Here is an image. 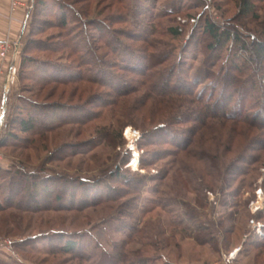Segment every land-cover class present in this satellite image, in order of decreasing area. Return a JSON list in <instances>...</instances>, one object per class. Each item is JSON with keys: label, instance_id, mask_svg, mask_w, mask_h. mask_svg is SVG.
I'll list each match as a JSON object with an SVG mask.
<instances>
[{"label": "rangeland", "instance_id": "obj_1", "mask_svg": "<svg viewBox=\"0 0 264 264\" xmlns=\"http://www.w3.org/2000/svg\"><path fill=\"white\" fill-rule=\"evenodd\" d=\"M47 1L50 12L41 8L38 0L28 1L22 8L25 9L23 35L10 40L18 41V49L1 58L5 66L0 72V169L13 174L18 170L22 176L17 175L20 182L12 191L6 187L8 180L0 178V264H99L100 259L108 262L113 255L120 261L125 260L124 263L136 264H264V149L259 154L255 151L256 145L252 148L250 144L252 150L243 151L248 141L258 139L254 128L244 129L239 125L237 133H230L232 122L218 120L199 125V129H195L196 123L171 124L175 116H182L183 107L168 99L161 106L156 105L157 94L139 85L115 107H107L100 118L85 121L83 109L94 113L99 109L91 102L90 93H98L110 101L113 97L108 90L79 81L65 85L38 84L39 77L29 70L37 67V62L30 68L21 66L22 59L29 57L56 66L64 73L66 69L74 72L89 69L87 74H93L102 69L94 62L99 57L115 66L113 70L105 66L104 70L111 73L110 77L119 78L120 86L126 90L136 87L126 68L118 74L117 68L126 67L122 60L114 62L99 41L97 30L78 23L73 11L85 12V20L86 17L99 20L109 34L105 39L118 41L114 47H120V56L125 61L131 57L126 51L147 49L121 35L130 31L135 34L128 24L121 22L120 16L126 15L127 9L131 16L139 15L134 3L141 1L148 8V17L161 27L160 33L152 37L154 44L147 54L160 58L164 53L173 52L183 63L182 71L187 77L183 81L196 82V92L206 93V96L211 95L233 64L244 65L242 61H246L248 75H256V79L246 82L251 90L246 105L254 109L264 91V71L251 63L255 64L251 61V45L260 37V40L264 38V1L256 4L257 19L241 18L240 0ZM58 1L67 7H63L70 30L66 33H70L73 43L88 39V45L94 48L92 55L80 48L87 59H91L89 66L78 68L67 52L56 49L62 41L56 20L62 12ZM10 5L9 18H13L18 10L12 13ZM206 18L223 28L237 29L247 50H240L242 43L231 40L222 48L208 52L201 31L196 33L200 29L197 26ZM35 19L40 25L45 23L41 27L34 25V39L40 41V48L25 55L23 48ZM171 27H179L178 38L168 34ZM179 72L175 71V76ZM150 74L153 77L150 86L156 88L161 75L158 71ZM175 76L174 81L180 79ZM150 93L153 98H145ZM233 95L236 97L237 93ZM25 108L41 117L48 109L55 110L58 118L55 115L45 119L39 130L23 134L15 125L21 118H27ZM259 110H253L255 115L261 112ZM165 125L171 131L167 137L170 141L152 145L155 141L151 135ZM245 153L254 161L261 159L236 181L222 188L213 186L217 181L221 183L220 178L225 175L230 177L238 167L233 162L235 157ZM141 160L149 161V166L141 169ZM218 163L220 178L212 174ZM118 169L122 176L113 178L112 173ZM28 173L44 179H59L58 184L47 180L44 184L67 187L68 193L76 195L75 200L70 201L67 196L58 202L54 201L55 196H42L41 181L26 180ZM122 179L139 189L130 190ZM32 183L37 186L31 188ZM208 185L214 188L210 190ZM83 186L93 187V193L86 194ZM111 190L113 193L108 194ZM94 199L97 200L82 205L81 201ZM200 229L209 242H198ZM59 235L63 242L51 245L50 239L57 240ZM68 240L75 242L76 247L61 250Z\"/></svg>", "mask_w": 264, "mask_h": 264}, {"label": "trees", "instance_id": "obj_2", "mask_svg": "<svg viewBox=\"0 0 264 264\" xmlns=\"http://www.w3.org/2000/svg\"><path fill=\"white\" fill-rule=\"evenodd\" d=\"M263 1L264 0H240L238 5H239V15L241 16V18H247V17L253 16V18L257 19L256 13H255L256 6H257L256 4L263 2ZM38 5H40L41 8L45 9L46 12H50V9H49L50 3H48L47 0H38ZM63 7L65 6L59 3V9L62 12H60L59 17H57L56 20H58L57 28L60 27L59 28L60 32L58 33V35L61 38L58 35L57 37H59L62 41L60 45L61 47L59 46L56 49H61L64 52H67L68 57L73 60V63L76 64L78 68L89 66L91 65V62H89L91 61V59H87L85 54L86 53L90 55L95 54L94 48L92 49L88 45L89 44L88 39H85V40L81 39V41L78 39L79 40L78 43L76 44L73 43L74 39H70L71 38L70 33H66L70 30L67 29L69 26V22L66 20L65 14H63V10H65L67 7H65V9H63ZM134 7L137 12H140L139 15L135 14L131 16L129 13V10L127 9L128 13L126 15L122 14L123 17L122 16L120 17L122 19L121 22L128 24L130 28L132 29V32L135 31V34H132L130 31L128 34H126L125 32L124 33L122 32L121 35L124 37L127 36V38L131 39V41L135 40V42H139L140 44L145 45L147 49H143L142 52L140 50H135L133 53L131 52V50L126 51V52L131 53V57H129V59L125 61L120 56V53H119L120 47H114L115 43H118V41L117 40L115 41L111 38H108L107 40L105 39L106 37L105 35H109V34L105 32V27L101 25V22H99V20L97 19L91 20L87 17L85 20L83 15L86 16L87 14L85 12H80L79 10L77 11L76 9L73 11V15H74V18L77 19L78 23H80L82 26H87L89 28L93 27L97 30V33L100 36L99 41H101L104 47L108 50V54L112 58V60L114 62L115 60H122L123 64L126 66V67L117 68L118 74L121 70L123 71L126 68L128 71H130V74L132 76L131 78L132 79L134 78L133 83H135L136 87L129 88L126 90L124 86H120V84L118 83L120 82L119 78L110 77L111 73L106 72L104 70L105 66H107L108 68L112 70L115 69V66H113L112 63L106 62L104 59H99V57L96 58L97 62L95 60L94 62L96 63L97 66H101L102 69L96 70L93 74L92 73L87 74L89 71H91L89 69H87L86 72H84L85 71L84 69L83 71H80V72H74L70 70L68 71V69H66V72L64 73V72H61L59 69H57L56 66H48V65H45V63L43 62L39 63L38 61L31 59L29 57H27V60L26 58L22 59L21 66L23 67V66L28 65L29 67V66H32L34 62H37L36 63L37 67H33L31 69H29L30 68L29 67L28 69L30 70L31 73L33 72L35 74V77L37 76L39 77V79H36V83L38 82V84L46 82L48 84L60 83L62 85H65L66 83L71 84L73 81H75L76 83L79 81V83L87 82L91 86L94 85V87L95 88L97 87V89L102 88L103 90L104 89L108 90L112 94V97H113L112 100L110 101H107V99H104L98 93H94V94L90 93L92 96L90 97V99L92 100L91 102L96 107L99 108L98 109L99 112L97 111L98 113L97 112L94 113V112H91L90 110L87 111L86 109L85 110L83 109L81 113L83 115V118H85V121H92L97 118H100L101 116L100 114L103 113L107 109V107L109 106L110 108L115 107L116 104H118L119 100H121V98L126 96V94L129 92H135V90H137V86L139 85V87L141 88L149 87V89L152 92H155V94H157L156 97H154V103H156V105L158 104L159 106H161L163 103L166 102L164 100L168 99L170 101L173 100L175 104L180 105L179 106L180 108L183 107L182 108L183 110L181 112L182 116L177 115L174 118L172 117L173 118L172 122H169L171 124L172 123L175 124V122L179 124L196 123L198 127L195 129H199V125H201L202 127L203 125L205 126L206 123L208 124V121L212 122L214 120H218L221 122H224V121L232 122L230 126V130H231L230 133H237V130H240V128L238 127L239 125L241 127L243 126L244 129L246 128L250 129V127L254 128L253 130L257 132L255 137H258V139L260 140H258L257 138L251 139L245 144L246 146L243 151L247 152V151L252 150L251 147H249L250 144H252L251 145L252 148H255L254 146L256 145L257 149L256 150L254 149V150L255 151L258 150L260 154L261 152L260 150L264 149V139H263L264 138V91L260 95L261 100L259 101L258 105L256 104L257 107H255L254 109L251 108V106L249 105H248L249 107H247L246 99L248 95L250 94L251 90L249 89V87L246 86V82H250L252 79H256V75H253V73H250L251 75H248L249 69H247L246 67L248 65L246 61H242L244 65H238V64L234 65L233 64L231 67L232 68L231 71L229 73L223 74V76L219 79L216 87L212 89L211 95L206 96V93L198 94L196 92L198 88V84L196 82L190 83V81H188L187 83L183 81V78L185 80L187 79V77H185V71H182L183 63L180 58L174 56L173 52H170L169 54L164 53V56L160 58L147 54L149 53L150 47H153V44H154L152 37L160 33L159 31L161 30L160 29L161 27H159V25H157L154 22V19H152L151 17H148V13H147L148 8L141 1H137L136 3H134ZM83 9L86 11L85 7ZM142 13L144 14V16H142ZM39 15L40 14L36 15V17ZM35 23L39 24L38 20L35 19V21H33L31 25V31L29 33L28 40L23 48V53H25V55L29 51L39 50L40 48L38 47V45H40V41L34 39V35L36 33V30L34 27ZM44 24L45 23H42L41 25L39 24L38 26L41 27ZM198 28L200 29L196 33L201 31V36L204 40V44L207 42L206 43L207 45H205V48L208 52L212 53L216 51L217 49L222 48L224 45L229 43L231 40L242 43L240 50H247L246 43L241 38L242 35L239 31H237V29L233 30L232 28H223L219 26L217 23L213 22L209 18L204 19L202 24H200V26L199 25L197 26V29ZM37 32H38V29H37ZM83 32L85 36L84 38H86L85 31ZM168 34L174 39L178 38L181 35V33L179 32V27L168 28ZM195 35H192L193 38ZM260 39L259 40L257 39L258 41L257 40L254 41L251 45L252 46L251 47L252 49L251 61L254 60L255 64L254 62H251V63L253 64V66H255L256 69H259V71L262 72L264 71V69H262V66H264V38L263 40H260ZM253 40H255V37ZM80 48L87 49V52L83 53ZM48 49L49 48L47 47V50ZM138 54H140L141 57H136V55ZM143 54H147V55H143ZM168 63L169 65H167ZM160 67L163 69L158 70ZM177 70H180V72L178 76L177 75L175 76V71ZM154 71L156 72L158 71V73L161 75L159 78V85H157L156 88H154L153 85L152 87L150 86L151 83L153 82V77H151L150 73ZM250 71L252 70L250 69ZM38 72H40V74H38ZM174 76L175 78L177 77L180 79H178L177 81H174V78H173ZM244 77H247L246 80L242 79ZM254 83H256V80L254 81ZM259 83L262 86V83L261 82ZM233 92L237 93L236 97L235 95H233L234 94ZM151 96H152V93L147 95L145 98L151 99L153 98ZM58 106H61V105H58ZM257 108H259L260 109L259 111L261 112L255 115V111L253 110ZM250 109H253V110H250ZM30 110L31 109L25 108L26 113L24 114H27V118L25 119L21 118L19 121H16L17 125L15 126H17L19 128V131L23 134L34 133L36 130H39L38 127L44 124L45 119H52L55 115H56L55 118H58L57 113H55V110L53 111V110L48 109L47 111L42 113V117L40 115L38 116L35 112H31ZM12 123H15V122L12 121ZM166 126L168 125H165L160 130H156L151 135L153 140L155 141V142H151L152 145L154 144L162 145L164 143H167L164 140L170 141V138L169 139L167 138L170 136L169 134L170 129H168V127ZM192 131H194V129ZM195 132H198V131L195 130ZM191 133H194V132H191ZM120 134L122 135V132H120ZM239 144H241V142H239ZM152 156L153 155H151V157ZM258 159L260 160L261 157H259ZM258 159L254 161V158L246 153L238 154L237 157H235V161H233L235 163L234 165H237L238 167H235L233 165L235 169L233 170L234 172L231 173L230 177L229 176L226 177L225 175V177H222V178H220L221 170H220V165L218 163L217 167H214L215 171L212 174H215L216 177L218 176V178L223 179V180L221 183L220 181L219 183L217 181V184L214 183L213 186H215L216 188L220 186V188H222L223 186H227V184H229L230 181H236L237 177L246 175L245 173L249 171L248 169L249 166H253L255 162L259 161ZM136 162L137 161H135V164ZM204 162L205 161L203 159L202 160L203 166L205 164ZM149 164H150L149 161L141 160L139 166L141 167V169H145L149 166ZM14 174L11 172L5 173L4 170L0 169V178H5V181L6 179L8 180L6 183V187L8 188V191H12V189H14L15 187L19 185L20 178L17 177V175L22 176V174H20L18 170L15 171ZM112 175H113V178H119L122 176L119 169L116 171V173H112ZM24 178L26 180L30 178L40 180L41 185H42L41 187L42 196H46V197L55 196L54 201L58 200V202L62 201V199L66 198L67 196H70L69 197L70 201L75 200L76 195L74 193L72 194L68 193L69 191L67 187H61L60 184L48 187V185L44 184L46 180L48 181V183L52 182L53 185L58 184L56 182L59 179H52V178L50 179L49 177H47V179H44L41 177L39 178L38 176L34 174H30V173H28ZM122 182L130 190L139 189L137 185L130 184L125 179H122ZM34 186H37V183L31 184V188H33ZM3 187H5V185H3ZM31 188H29V191H31ZM207 188L212 190L214 187H211L210 185H208ZM83 190H85L86 194L88 192L89 194L93 193V187L83 186ZM32 192H35V190H32ZM111 193H113L112 190L108 194H111ZM31 196L34 198L33 195ZM106 196L109 197V195H106ZM97 199L99 200V198ZM97 199H94L93 201H90V202L88 200H86V202L84 201H81V202H82V205H86L88 203L96 201ZM72 208H74V205L72 206ZM203 236L205 235H201V229H200L199 234L196 237L198 242L201 244L209 242L206 239V237H203ZM58 237L59 238L57 240L56 239L53 240L52 238L50 239L51 245L52 243L54 244V242L60 241V244L63 242L62 236L59 235ZM62 246L63 247H60L61 250L69 251V250H73L76 247V243L68 240ZM112 257L113 258L111 260H107L108 262L102 261V259H100L101 260L100 263L101 264H106V263L108 264H121V263L122 264H136V263H131V262L124 263L125 260L120 261V259H118L116 255L115 256L113 255ZM116 259H117V262H116ZM139 264H145V263L140 262Z\"/></svg>", "mask_w": 264, "mask_h": 264}, {"label": "crops", "instance_id": "obj_3", "mask_svg": "<svg viewBox=\"0 0 264 264\" xmlns=\"http://www.w3.org/2000/svg\"><path fill=\"white\" fill-rule=\"evenodd\" d=\"M25 5L28 1L33 0H21ZM9 3L10 0H0V41L4 39L16 40L18 37L23 35L21 31L22 22L24 18L25 9H18V11L14 14L13 18H9ZM20 32V33H19ZM5 66V61L3 63L0 57V72ZM2 84V77L0 74V89ZM1 91V90H0Z\"/></svg>", "mask_w": 264, "mask_h": 264}, {"label": "built area", "instance_id": "obj_4", "mask_svg": "<svg viewBox=\"0 0 264 264\" xmlns=\"http://www.w3.org/2000/svg\"><path fill=\"white\" fill-rule=\"evenodd\" d=\"M10 3H11V5H10L11 9L10 10L12 13H14L19 8L26 7V5L21 0H10ZM18 46H19L18 41L12 42L8 38L0 41V57L5 59L9 52L17 51ZM3 108H4V106H3ZM3 108L1 111H3ZM0 114H1V112H0ZM0 117H2V116H0ZM230 258L231 257H229L228 259H230Z\"/></svg>", "mask_w": 264, "mask_h": 264}, {"label": "bare ground", "instance_id": "obj_5", "mask_svg": "<svg viewBox=\"0 0 264 264\" xmlns=\"http://www.w3.org/2000/svg\"><path fill=\"white\" fill-rule=\"evenodd\" d=\"M136 138V137H135Z\"/></svg>", "mask_w": 264, "mask_h": 264}]
</instances>
